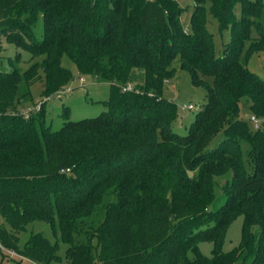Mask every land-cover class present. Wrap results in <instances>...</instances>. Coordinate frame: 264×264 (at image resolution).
<instances>
[{"label":"trees","instance_id":"obj_1","mask_svg":"<svg viewBox=\"0 0 264 264\" xmlns=\"http://www.w3.org/2000/svg\"><path fill=\"white\" fill-rule=\"evenodd\" d=\"M192 2L185 29L177 0H0V38L30 55L23 68L0 69L6 249L37 264L58 262L59 242L66 264H264V120L251 129L238 117L244 101L264 118V79L248 67L264 50V1ZM208 12L220 34L230 30L219 50ZM63 57L108 82L109 95L98 115L53 130L46 98L72 78ZM175 58L205 90L183 134L173 129L178 106L162 94ZM132 69L143 73L139 91L123 90ZM36 81L44 99L25 117ZM217 190L222 201L211 209ZM109 194L115 200L103 202ZM238 216L240 242L224 251ZM34 221L48 223L55 240L30 231L19 244L18 233ZM201 241L212 242L209 255Z\"/></svg>","mask_w":264,"mask_h":264},{"label":"rangeland","instance_id":"obj_2","mask_svg":"<svg viewBox=\"0 0 264 264\" xmlns=\"http://www.w3.org/2000/svg\"><path fill=\"white\" fill-rule=\"evenodd\" d=\"M179 5L183 7V12L180 17L181 25L188 29L189 27V17L193 10L192 0H177ZM264 1V0H262ZM205 6L207 8L208 2L206 0ZM206 26L208 31L212 33L214 44L216 50H219L222 45L229 41L230 30L226 28L222 31V34L218 32L217 22L214 17L208 12ZM35 31L37 32L39 38H41L42 33V21L38 20ZM19 52V59L15 61L16 53ZM29 52L23 49L16 48L13 44L7 43L5 39L0 38V69L10 70L12 68V62L19 68H23L27 64L29 58ZM62 63L70 68L72 73V78L64 89L58 90L50 97L46 98L45 109H46V123L50 125L51 129H58L62 123L67 120H77L84 117H93L101 113L106 109L102 100L108 98L109 95V83L105 81H99L96 78L89 75H82L78 72L76 66L70 62L66 57H63ZM173 66L175 67V74L163 85L162 94L164 97L172 100L178 106V117L173 124V129L178 133H185L186 128L192 121L195 112L201 107V104L205 101V90L201 86L193 85L191 82L190 74L188 71L180 68L179 60L177 58L173 61ZM248 67L251 71L256 73L259 77L264 79V50L256 52L251 55ZM131 80L128 82L132 90L139 91V84L143 81V73L139 69H132ZM41 81H36L31 87L32 102H35L33 106L36 105V101L44 99L41 95ZM68 88V89H67ZM41 101V100H40ZM189 104L192 107L189 108ZM30 106L29 107H33ZM252 114L248 108L247 103L244 101L240 102L239 115L240 119L245 120L251 129H254L252 123L249 120V115ZM258 117V116H257ZM259 124L263 123L264 118L258 117ZM221 138L218 134L211 142V146L215 145L217 141ZM225 178L222 179V181ZM115 197L111 194L103 199V202L113 201ZM222 201L221 193L219 190L216 191V197L211 204V209L217 208ZM103 217V209H97L95 214L90 218L95 222ZM0 216V222L2 221ZM242 225V216H238L232 220L225 231V238L222 244V249L227 251L240 242V233ZM30 231H42L44 235L50 241H54L55 237L52 233L51 227L48 223L43 221H34L28 224L25 230L18 233L19 244H22L27 238ZM81 239V238H78ZM76 239V240H78ZM66 244L59 242L58 253L61 257L58 262L52 264H66L65 258L63 256ZM200 250L205 255L210 254L212 248L211 241H201L198 244ZM191 255V253L189 254ZM20 259V257L10 255L3 248L0 249V263L14 264V260ZM23 264H34L32 261L27 259H22Z\"/></svg>","mask_w":264,"mask_h":264},{"label":"built area","instance_id":"obj_3","mask_svg":"<svg viewBox=\"0 0 264 264\" xmlns=\"http://www.w3.org/2000/svg\"><path fill=\"white\" fill-rule=\"evenodd\" d=\"M67 89H68V88H67ZM131 89H132V88H131V86H130L129 83H126V85L123 86V90H131ZM39 105H40V101L37 102L36 105L33 106V107H27V108H25L24 111H23L24 116L27 117L28 114H29V112H30L33 108H36V109H37V108L39 107ZM188 107L191 108V107H192V104H189ZM249 120H250V122L252 123V126H253L254 129L259 128V126H260V124H259V119H258V117H257L256 115H254V114H250V115H249ZM2 248H3L5 251H7L10 255L17 256V257H21V258H24V259H27V258H25V257H23V256H21V255H19V254H17L16 252H14V251H12V250H10V249H6V248L0 243V249H2ZM27 260H29V259H27ZM30 261H31V260H30ZM32 262H33V261H32ZM33 263H34V264H37V263H35V262H33ZM98 264H102V263H98Z\"/></svg>","mask_w":264,"mask_h":264}]
</instances>
